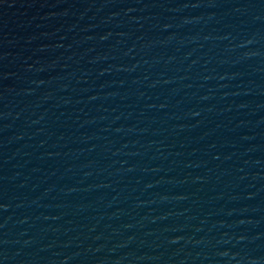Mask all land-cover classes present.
Masks as SVG:
<instances>
[{
  "label": "water",
  "instance_id": "95a60500",
  "mask_svg": "<svg viewBox=\"0 0 264 264\" xmlns=\"http://www.w3.org/2000/svg\"><path fill=\"white\" fill-rule=\"evenodd\" d=\"M0 264H264V0H0Z\"/></svg>",
  "mask_w": 264,
  "mask_h": 264
}]
</instances>
